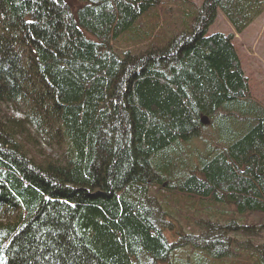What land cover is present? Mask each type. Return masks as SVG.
<instances>
[{
  "label": "trees",
  "instance_id": "obj_1",
  "mask_svg": "<svg viewBox=\"0 0 264 264\" xmlns=\"http://www.w3.org/2000/svg\"><path fill=\"white\" fill-rule=\"evenodd\" d=\"M167 1L0 0V264H262L233 213L264 212V107L196 32L264 0H178L168 33Z\"/></svg>",
  "mask_w": 264,
  "mask_h": 264
},
{
  "label": "rangeland",
  "instance_id": "obj_2",
  "mask_svg": "<svg viewBox=\"0 0 264 264\" xmlns=\"http://www.w3.org/2000/svg\"><path fill=\"white\" fill-rule=\"evenodd\" d=\"M202 1L191 0L196 7H200ZM189 8L184 1L171 0L164 2L158 12L160 15V27L167 33L170 29L173 32L184 29L185 19L190 23L191 18L196 14V10ZM216 33L231 34L233 36L241 68L248 80L251 99L264 104V12L242 33L235 34L222 12L217 10L213 22L206 30L207 35ZM12 115L20 118L18 114ZM233 215L236 220L242 221L243 224L248 222L251 226V231L247 233V237H238L239 243L242 247H247L248 253L252 252L254 258L257 256V259H254L255 261L259 257L260 262L264 264V251L259 249V247L264 248V228L255 226L257 224V215L247 214L240 216L235 213ZM252 224H255V227ZM249 229L247 227V230ZM248 239H253L255 243L247 244ZM247 257H251L252 260V255L248 254Z\"/></svg>",
  "mask_w": 264,
  "mask_h": 264
},
{
  "label": "bare ground",
  "instance_id": "obj_3",
  "mask_svg": "<svg viewBox=\"0 0 264 264\" xmlns=\"http://www.w3.org/2000/svg\"><path fill=\"white\" fill-rule=\"evenodd\" d=\"M207 30V29H206ZM206 30H205V28L203 27V28H201V29H199L196 33H206ZM227 35H230V34H227ZM169 38V37H168ZM232 45H233V47H234V49H236V52L238 53V50H237V48H236V46H235V44H234V41H232ZM253 103H255V104H259L260 106H262V107H264V104H262V103H260V102H258V101H255V100H252V99H250ZM229 112H231L230 114H232V115H234V117H238L239 119L240 118H242V117H244V119H243V122L244 121H246L245 120V118L247 117V115L249 116V115H251V113H252V109L248 106V109H245V111H243V106L240 108V109H233L232 111H229ZM226 115V114H225ZM228 119H230V117L229 116H226ZM249 120V119H248ZM219 142H221V139H219ZM253 214H255V213H253ZM255 215H257L256 216V221H257V224L255 225V224H252L253 226L255 225L256 227H260V228H264V212H261V213H256ZM254 226V227H255ZM243 238H245V237H247L248 235H247V233H243ZM253 243H255V242H253V239H248V241H247V244H253ZM256 258H257V256H256Z\"/></svg>",
  "mask_w": 264,
  "mask_h": 264
}]
</instances>
